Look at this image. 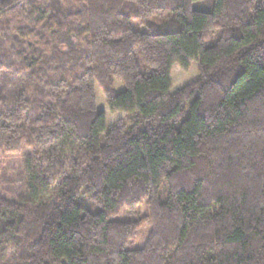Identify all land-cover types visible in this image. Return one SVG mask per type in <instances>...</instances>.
Here are the masks:
<instances>
[{
  "label": "trees",
  "instance_id": "1",
  "mask_svg": "<svg viewBox=\"0 0 264 264\" xmlns=\"http://www.w3.org/2000/svg\"><path fill=\"white\" fill-rule=\"evenodd\" d=\"M17 154L0 264H264V0H0Z\"/></svg>",
  "mask_w": 264,
  "mask_h": 264
},
{
  "label": "rangeland",
  "instance_id": "2",
  "mask_svg": "<svg viewBox=\"0 0 264 264\" xmlns=\"http://www.w3.org/2000/svg\"><path fill=\"white\" fill-rule=\"evenodd\" d=\"M199 67L197 61H193L189 69H184L180 65L175 64L171 73L172 80V91L192 82L199 77ZM114 89L116 92H121L125 89V85L122 81L116 79ZM97 97H98V107L100 110H105L107 112V118L109 123H114L120 118L125 117L124 112H111L103 91L101 88L97 87ZM23 157L19 154L17 155H5L0 156V187L9 194H13L15 191L20 190L19 182L15 180L21 178L23 171L22 164ZM139 212L141 214L146 213V207L144 205L139 207ZM150 230V223L146 222L137 234L136 242L134 243L136 247L142 246L146 240V237Z\"/></svg>",
  "mask_w": 264,
  "mask_h": 264
}]
</instances>
